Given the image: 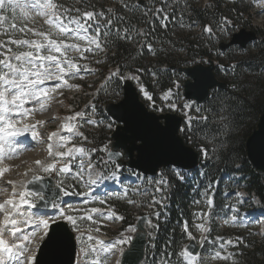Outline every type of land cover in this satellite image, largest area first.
Returning a JSON list of instances; mask_svg holds the SVG:
<instances>
[{
  "label": "snow or ice",
  "instance_id": "1",
  "mask_svg": "<svg viewBox=\"0 0 264 264\" xmlns=\"http://www.w3.org/2000/svg\"><path fill=\"white\" fill-rule=\"evenodd\" d=\"M12 2L13 0H0V35L8 37V39H0V161L11 158L24 148L23 142L18 139L24 133H31V140L38 141L40 133L36 131V127L37 125H43L45 121L36 120L35 123H27L25 121L34 112L43 111L48 106L47 102L50 100L51 94L56 93L59 95L60 93L58 90L64 87H79V85L69 84V79L77 76L83 79L84 77L80 75L81 71H90L87 64L79 63L80 60L87 59L86 53L104 51L105 46L108 45L109 41L114 36L120 39H133V37L129 35V29L125 28L122 33L119 27L113 28V25L117 24V21L122 19L121 17L108 18L103 10L96 12L82 10V8L78 7L66 8L54 2V0H32V7L37 8L39 14L46 17L44 23L48 25L47 31L29 28L26 25L18 27L17 23H9L8 16L3 14L7 11L8 5ZM76 2L81 4L84 9L89 7L87 0H76ZM141 4L142 0H137V5ZM127 6L128 5H125V7ZM107 11L111 12L112 10L108 9ZM162 11L163 8L158 7L154 15H159ZM73 12L75 15L71 14ZM147 14L146 12L145 15ZM166 19L167 16L164 17V20ZM164 26H166V24ZM204 31L211 34V26L205 25ZM17 34H24L25 36L31 34L36 38H15ZM138 35L145 34L141 30ZM12 46H15V50ZM147 47L151 49V45H147ZM73 52L77 53L78 57H73V55H71ZM96 62L99 63V61ZM138 71H143V69ZM118 74L119 69L111 72L108 79L110 80L112 77L118 76ZM128 79L137 80V83H139V78L136 76H129ZM49 81L55 82L54 87L47 85ZM141 91L148 99H151L148 93L144 91L143 86H141ZM171 93L172 89H169L164 99H167ZM116 94L118 95L119 93ZM29 104H34L38 107H27L26 105ZM90 107L92 109V114H94L96 112V105L91 104ZM170 107L173 110L177 109L176 105H171ZM153 109H155V104H153ZM159 111L163 112V109L161 108ZM197 111H199V109H197ZM85 115L86 113L84 112H77L72 116L66 117L60 129L48 136V156L52 158V162L44 163L41 160L35 161V164L43 172L50 173L58 171V174H71V164L79 157L80 170L76 172V176L83 179V172L86 167L89 173V183L95 184L101 179L99 174H96V179H91L94 173V164L90 159L87 161L84 159V157H90L91 153L97 152L98 149L91 148L89 150L86 147L77 146L76 144L67 147L74 136H79L84 141L88 140L87 136H84L82 132L78 131L79 125L76 123L78 117H83ZM203 119L207 120V117L205 116ZM221 119H223V117H221ZM117 121H120V123H117ZM86 122L96 126L103 123V121H97L96 119H88ZM127 123L126 119L115 117L109 120L107 127L110 131H116L121 129V127H127ZM188 123L190 124L191 121L189 120ZM61 132H67L70 135L64 136L61 135ZM88 142L91 143V141ZM116 147L117 145H112L113 151L108 153L109 156L123 160L125 156L128 155V150L124 148L123 150L116 151ZM54 148L57 150L54 151ZM61 148H65L66 150H59ZM99 151H107V149L102 148L99 149ZM202 154L205 159H207L208 150L203 148ZM58 165H60L59 168L57 167ZM115 167L118 172L121 168V164L116 163ZM172 167L176 170L177 177L183 180L184 175L176 168L175 163L172 164ZM9 170V166L7 165L0 167V178ZM31 171L32 169L29 168L24 175H27V173ZM129 171L132 175L137 176V178H141L142 174L139 171ZM107 178H116V173L114 172ZM40 179V176L33 175L31 180L6 181L7 185H11V196L3 202H0V213L3 214V220L0 222V264H5V260L8 261V264H13V257H16L15 264H22L20 257H23L24 253L27 251L25 242L32 243V240L29 236L22 235V228L19 225L31 223L37 225V227L43 226L44 235L48 236L50 234V222L48 219L36 220L32 215L26 216L24 211L25 206L29 209L40 207V204L33 203V199L41 202L45 201L43 195L27 187L29 184ZM147 179L148 184L152 185V178L149 177ZM155 184L156 192H164L168 187V181L166 180H157ZM209 187H211V185H209ZM3 191L6 192L7 188H4ZM135 191L139 192L140 189H136ZM144 191L147 192V188ZM69 194L68 191H64L65 196ZM99 202L101 204L106 203L104 200ZM128 203L131 204L133 201L129 200ZM157 204L163 209L165 207L164 198L157 200L155 196H152L150 206L154 207ZM208 204H212L211 199L208 200ZM49 205L53 208H57V205L52 201H48L43 206L48 207ZM90 212L102 216L105 215L99 208H91ZM153 215L159 218L161 212L156 211ZM59 216L70 221L74 226L77 224V218L71 215H65L63 209H60ZM85 218L90 221L93 219L91 215H87L86 217L81 216L79 219L84 220ZM106 218L123 219L122 216L117 215V213L111 210L107 212ZM233 219H235V217ZM55 222L56 221H53V223ZM96 223H101V221H96ZM147 223L149 227L159 228V224H153L151 220H148ZM197 227L202 231H208V229L204 227V224H199ZM184 228L185 231L188 230L187 225H185ZM95 230L99 231V228ZM130 230L133 232L136 231V229L132 227H130ZM6 232L10 233L12 237H15L17 242L10 243L5 239L4 234ZM31 235L35 236L36 233L33 232ZM151 235L152 233L149 232V236ZM41 239H43V237H41ZM93 239L96 240V244L91 246L90 250L84 253L85 256L90 253L97 254L98 258L92 261L91 264H106V259L102 260L99 258L100 251H103L106 258L108 253L117 248V245L131 243L132 240L131 237H127L118 240L116 243L106 245L105 241L88 236L89 241ZM232 243L233 241L228 240L224 242V244H221V248H224L225 244ZM97 246L102 247L98 248ZM123 251L124 249L120 248V252L123 253ZM179 255L186 261V264H199V257L187 248L182 249ZM212 258L226 260L229 257L222 256L221 252L217 251ZM34 259V255H28L26 257L27 264H33ZM116 264H120V262L117 260Z\"/></svg>",
  "mask_w": 264,
  "mask_h": 264
},
{
  "label": "trees",
  "instance_id": "2",
  "mask_svg": "<svg viewBox=\"0 0 264 264\" xmlns=\"http://www.w3.org/2000/svg\"><path fill=\"white\" fill-rule=\"evenodd\" d=\"M152 1L155 2L154 10L158 6L163 8L160 14L161 20L151 16L150 9H147L148 11L145 12L148 14L143 16L135 7L132 10L130 6L118 8L117 17L122 19L118 21L116 27H119L122 33L125 28L129 29L130 35L132 22L137 21L144 27L145 35L142 36L143 39L137 41L114 36L108 43L110 51L113 52L109 58L129 74L137 72L139 67L144 68L146 73H142L139 77L142 82L148 86H157L161 90L169 89L173 82L172 78L176 75L177 70L170 71V67L178 68L183 64L196 63L211 57L216 51V46L212 42L211 45H203L199 39H191L189 34L182 35L179 31L180 22H184L188 27L191 22H195L202 29L205 25L212 28L215 22L225 27L232 25V22L243 23L244 14L239 9L242 0L232 2L211 0L210 7L205 9L197 7L193 0H165L158 3L156 0ZM165 16H167L166 20H164ZM257 33L261 41L255 42L251 50L248 47L245 51L237 48L226 51L229 66L228 78L225 79L227 88L224 91L213 90L207 103L201 107L206 109V121H209L211 111L215 115L221 113L223 119L214 124L200 123L201 130L197 133V137L202 140L211 139L215 143L213 157L208 162V166H205L206 176L213 181L223 171L230 174L236 172L243 174L247 177L243 180L247 191L249 194L253 193L264 207V175L251 167L245 151L246 139L256 127L259 116L264 111V43L262 42L264 30L257 29ZM141 40L143 42L138 50L136 45ZM147 45H151L152 56L147 50ZM177 48H182L186 59H180V56L176 55ZM236 50H239L238 55L235 53ZM162 65L168 68L167 71L160 70ZM150 69H153L156 74L153 84L147 76ZM183 138L187 143V138L184 136ZM198 145L197 141L191 144L195 148ZM206 149L208 150L207 146ZM236 164L239 165V169L235 168ZM172 188L169 217L160 226L159 247L164 246L167 251L174 253L183 240V233L180 231L182 219L189 220L190 204L195 195L192 188L185 187L175 179ZM217 193L215 202L218 204L220 196ZM246 241L250 248L248 246L240 251L241 244L237 242L236 253H239V258L236 264H264V241L256 242L253 239Z\"/></svg>",
  "mask_w": 264,
  "mask_h": 264
},
{
  "label": "rangeland",
  "instance_id": "3",
  "mask_svg": "<svg viewBox=\"0 0 264 264\" xmlns=\"http://www.w3.org/2000/svg\"><path fill=\"white\" fill-rule=\"evenodd\" d=\"M56 3L60 5H68L71 2H74V0H54ZM103 5L106 6L108 9L113 8L114 6L117 7L120 4L123 3L121 0H102ZM135 0H124V6L125 5H130L133 4ZM197 7L205 9L208 8V5L210 4L211 0H193ZM28 2V0H13L11 4L8 5L7 11L4 12L3 14L8 16L9 18V23H17L18 27L19 26H27L29 28H35L37 30L43 31V26H40L37 21V12L36 9L32 10L30 8H27L28 6H25V4ZM74 4V3H73ZM133 8H131L132 10ZM239 9L243 11L244 17L242 19L243 23H238L236 25H231L230 28H224L221 27V24L218 22H215L212 25V32L213 36L215 38L205 32L200 26H198L197 23L191 22L188 27V25H185L184 22H180L179 26V31L180 33L182 32V35L189 34L191 39H199L203 45H211V42L213 45L216 46V51L211 55L212 59L215 61L216 64V73L217 77L221 80H227L228 78V70H226V64H227V52H221L219 49H217V46L221 42H228L231 35L235 33L239 28H246V29H263L264 30V0H242L241 4L239 5ZM128 11V10H127ZM130 11V10H129ZM27 17V19H26ZM31 20H34L32 22ZM135 23L138 24L137 21H133L132 24L134 25ZM7 26V25H5ZM45 29V28H44ZM223 30V31H222ZM18 35V34H17ZM16 35V37H17ZM30 35V34H29ZM28 35V36H29ZM28 36H24V38H27ZM15 37V38H16ZM0 39H8L7 36L0 35ZM254 44H251L249 46V49L251 50L253 48ZM13 49L15 50V46H12ZM109 46H105L104 51H96L95 53H86L85 55L87 56L88 61H99V66L101 68V71H104L110 67L114 68L115 64H112L108 62L105 58L106 50ZM20 50H25V49H20ZM111 50V49H110ZM177 56H180V59H186L185 52L182 50V48H177L175 51ZM236 55L239 54V51L235 52ZM209 57V58H211ZM149 60V59H148ZM207 60V59H206ZM206 60H201V62L204 63ZM105 74L102 72L99 73L98 78L95 79L93 76L91 77L90 75L86 76L83 78V80H86L88 83H93V87H89L88 89H84L83 93L79 96H74L73 99L71 100V104L76 106V105H87L91 102L92 96L95 95V101L97 103L106 104L108 102H117L119 99L122 98V89L120 86L119 81L116 79V82L114 83L112 87H110L107 83L111 80L106 79ZM173 84H172V93L169 95L167 99H164L165 94L168 93L167 91H161L158 87H152L148 85H144L143 89L148 93V95L151 97V99H148L144 93L141 91L140 87V94L142 99L147 103L149 107L153 108V104H155V110L158 109H163L164 113L165 111H177L180 115L184 116L185 118V130L187 131V136H188V142L189 143H194L198 142L199 145L197 146V151L200 152L202 162L204 164H207L208 162L211 161V158L213 157L212 152L215 151V143L214 140H202L198 139L197 133L201 128L199 127L200 123L203 122H209V124H214L218 121L221 120V113L214 114L213 111H211V116L209 117V121H206L203 119L206 114V109H202L201 107H198L195 103L192 102H185V103H180L181 100V84L185 80V77L181 74L178 76H174L173 78ZM106 81V83H105ZM113 83V80L110 81ZM104 86L98 89V86L101 85ZM178 85V87H177ZM87 86V85H86ZM96 91V93H94ZM94 93V94H93ZM116 93H119L118 95ZM171 105H176L177 109L173 110L170 106ZM187 105V107H186ZM27 107H35L37 105L34 104H29L26 105ZM199 109V111H197ZM161 112V111H159ZM105 120V124L108 123L107 119ZM191 121L189 124L188 121ZM107 127H102L101 129L96 131H93L89 136H87L88 140L85 141V144L87 145V148H95L94 146L97 145L98 141L97 139L95 140V136L98 137V134L103 132ZM104 136V135H103ZM193 136V137H192ZM195 137V141H194ZM88 141H91L89 143ZM205 142V143H204ZM93 144V147H92ZM208 147V155L207 159L202 154V149ZM24 151L20 152V154L13 155L11 158H6L3 161H0V166L2 164H6L9 166V171L6 172L3 177L0 179V202H3L5 198H7L8 195V188L7 191H3L4 187L3 184L7 180H22V175L20 171L17 169V163L19 159L21 160L23 157H29V155H25L23 157H20L23 154ZM39 151H36L35 156L38 155ZM31 153L34 154V151L31 150ZM20 155V156H19ZM93 155V154H92ZM32 158L31 164L32 166L35 164L36 158ZM96 160H98V157H95ZM28 159V158H27ZM3 166V165H2ZM28 166V165H27ZM239 166V165H238ZM26 167V166H24ZM21 168V167H20ZM22 170V169H20ZM35 170L38 171L37 166L35 167ZM52 173L56 174V172H50L46 173L43 171H39L38 175L39 176H46V175H51ZM37 174V173H36ZM63 175L59 178L60 180H64V189H70L72 188L73 190L77 191L79 193V179H67L66 177H62ZM246 179V178H245ZM228 187L235 193L230 194L229 198L225 200L224 204H229L228 206V213L226 215L227 217V222L223 221L221 224L218 222V230H223L222 235L226 236L224 239L220 240H215L209 241V249L207 250L206 253H201L199 255V264H236L237 262V255H234L233 247L234 243L232 244H225L224 248H221V244H224V242L231 240L228 239V236H237V232L242 236H248L249 234L251 235V231H255L256 233L251 235L253 239L256 238V235L260 234V230L264 225V214L262 212L259 213V219L257 223H254L248 227H244L242 222L240 221L241 217V212L243 210L249 209L252 205L255 206L257 204V198L256 197H248L247 196V186L245 183H237L235 179L228 177ZM226 182V185H227ZM226 187V186H225ZM239 194V195H238ZM32 199V198H30ZM35 199H33L34 201ZM104 200L107 203L106 198H100L99 200H95L90 204L84 205V204H79L75 202H71L67 205V208H65V215H71L73 217L77 218V224L74 226L72 224L71 230L75 233L76 235V243H77V255H76V263L75 264H91L92 261L96 260L98 258L97 254L95 253H90L89 255L85 256V252L89 251L91 246H93V240L89 241L88 237H84L80 235V230L82 228L90 229L93 230L94 232L96 231V228H99L102 232H106L107 234H112V228L110 227V219H107L106 217H97L93 213L90 212V209L95 207V206H103L104 204H101L99 201ZM197 214V213H196ZM196 223H194L192 228H188V231H193V230H198L197 225L203 224V217L196 215ZM25 215H32L34 219L39 220L40 218L36 216L34 213L33 214H28L25 212ZM87 215H91L93 219L90 221L88 219L80 220L79 218L81 216L86 217ZM201 215V214H200ZM235 217V219H233ZM62 220L68 222V220H65L61 218ZM3 220V215L0 213V222ZM96 221H101V223H96ZM70 222V221H69ZM31 223L25 225L21 224L19 225L22 228V235H27L30 237L32 240V243L25 242L27 251L24 253L23 257H20V260L22 261V264H25L26 262V257L28 255H35L36 249L33 248V242L37 241L39 238V232L36 230H30L29 226ZM107 226H109L107 228ZM253 226V227H252ZM107 228V229H106ZM183 231H185L184 226L182 227ZM35 232L36 235L32 236L31 234ZM21 235V234H18ZM249 235V236H250ZM4 238L7 239L10 243H16L17 240L15 237H12L10 233L6 232L4 234ZM187 238H185L186 240ZM184 249V244H182V248L180 249H175L176 253H173L172 251L170 252L171 257L167 259V254H165V259H162V256L158 254L157 251H155L154 248H150L148 250V256L144 262V264H186V261L183 260V258L179 255L181 250ZM116 249L113 250L112 252L108 253L106 258L105 254L103 251L99 252V258L106 259V264H111L112 263V256L116 253ZM221 252L222 256L229 257L228 259H213L212 257L214 256L215 252ZM102 252V253H101ZM18 255V254H17ZM158 256V258H156ZM13 260V264H15V259ZM5 264H8V261L5 260Z\"/></svg>",
  "mask_w": 264,
  "mask_h": 264
},
{
  "label": "water",
  "instance_id": "4",
  "mask_svg": "<svg viewBox=\"0 0 264 264\" xmlns=\"http://www.w3.org/2000/svg\"><path fill=\"white\" fill-rule=\"evenodd\" d=\"M256 38L254 31L241 29L232 36L230 42L221 44L220 48L224 50L233 45L246 48ZM180 70L188 77L183 84V96L198 104L205 103L214 88L226 87L224 82L216 79L212 61H209V65L197 64ZM123 90V99L116 104H108L106 111L113 119L122 117L128 122L127 127H121L114 132L111 144V151L113 144L117 145L116 151L126 148L127 160L110 157L109 154L107 158L145 174H155L159 169L172 166L173 163L184 169L194 167L198 163V153L186 145L178 134L182 118L175 114L156 115L148 112L129 80L124 81ZM245 151L251 167L259 174H264V111L259 116L255 129L246 139ZM52 185V179L46 178L27 186L30 190L46 196L45 201L38 202L40 207L37 209H48L50 205H43L59 197L60 188L53 189ZM145 219V216L138 219L135 226L137 232L123 254L122 264H138L142 259L146 241L143 227ZM49 233L39 249L35 264H73L76 245L67 224L56 222L51 225ZM186 248L194 254L199 249L194 241Z\"/></svg>",
  "mask_w": 264,
  "mask_h": 264
},
{
  "label": "bare ground",
  "instance_id": "5",
  "mask_svg": "<svg viewBox=\"0 0 264 264\" xmlns=\"http://www.w3.org/2000/svg\"><path fill=\"white\" fill-rule=\"evenodd\" d=\"M48 117H50V115L48 116ZM40 148H41V146H39V144L37 145H35V147L33 146V148L31 149V150H33L34 151V154L33 153H30V156L29 157H31V158H33L34 157V155H35V153H36V151H39L40 150ZM38 156V155H37ZM36 157V156H35ZM28 157H23L22 159H27ZM29 168H31L32 169V171L31 172H28V174H27V176H26V178L24 179V180H26L27 178H29L30 176H32V175H34V174H36L37 173V171L35 170V168H33V167H29V166H27L26 165V167H21L20 169H25L26 171L29 169ZM37 168L38 169H40L38 166H37ZM36 213V215H39L40 216V218L41 219H46V212H35ZM106 245H108V243H105ZM26 264H27V262H26Z\"/></svg>",
  "mask_w": 264,
  "mask_h": 264
}]
</instances>
